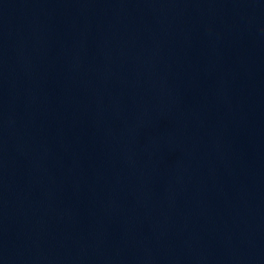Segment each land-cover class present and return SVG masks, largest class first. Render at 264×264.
Masks as SVG:
<instances>
[{
  "label": "water",
  "instance_id": "1",
  "mask_svg": "<svg viewBox=\"0 0 264 264\" xmlns=\"http://www.w3.org/2000/svg\"><path fill=\"white\" fill-rule=\"evenodd\" d=\"M0 264H264L234 0H0Z\"/></svg>",
  "mask_w": 264,
  "mask_h": 264
}]
</instances>
